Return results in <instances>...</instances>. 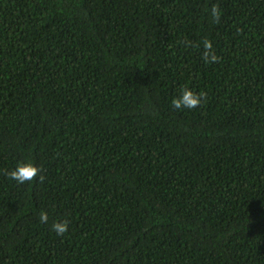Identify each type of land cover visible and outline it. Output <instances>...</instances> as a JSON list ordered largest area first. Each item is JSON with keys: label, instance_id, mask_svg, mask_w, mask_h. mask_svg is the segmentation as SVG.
Listing matches in <instances>:
<instances>
[{"label": "trees", "instance_id": "trees-1", "mask_svg": "<svg viewBox=\"0 0 264 264\" xmlns=\"http://www.w3.org/2000/svg\"><path fill=\"white\" fill-rule=\"evenodd\" d=\"M0 264H264V0H0Z\"/></svg>", "mask_w": 264, "mask_h": 264}, {"label": "clouds", "instance_id": "clouds-1", "mask_svg": "<svg viewBox=\"0 0 264 264\" xmlns=\"http://www.w3.org/2000/svg\"><path fill=\"white\" fill-rule=\"evenodd\" d=\"M212 19L214 22L218 23L221 11L218 5H213L210 11ZM205 63H215L218 61V57L215 55V52L212 47L211 41L205 39L203 41V53L201 57ZM206 100V93H195L189 88H183L180 90L179 95L172 98L171 106L180 111L182 109H196L200 107ZM41 172V169L34 166L31 163L22 162L17 164V166L8 171L7 175L10 179L16 181L18 184H24L25 182H31L35 180ZM42 180L43 177L40 176ZM39 222L46 224L48 222V214L44 211H41L39 214ZM52 230L58 235L63 236L68 230L67 221H55L52 224Z\"/></svg>", "mask_w": 264, "mask_h": 264}]
</instances>
